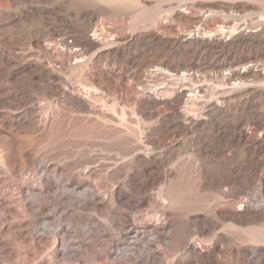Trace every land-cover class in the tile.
I'll use <instances>...</instances> for the list:
<instances>
[{
    "label": "rangeland",
    "instance_id": "obj_1",
    "mask_svg": "<svg viewBox=\"0 0 264 264\" xmlns=\"http://www.w3.org/2000/svg\"><path fill=\"white\" fill-rule=\"evenodd\" d=\"M234 4L258 7L243 32ZM260 19L264 0H0V264H182L192 243L220 264H264V221L217 212L264 202L258 181L221 196L218 169L243 162L222 145L230 110L189 106L234 91L224 69L264 50ZM249 84L264 103V79ZM182 108L196 123L184 127ZM161 212L162 235L129 239L126 222Z\"/></svg>",
    "mask_w": 264,
    "mask_h": 264
},
{
    "label": "bare ground",
    "instance_id": "obj_2",
    "mask_svg": "<svg viewBox=\"0 0 264 264\" xmlns=\"http://www.w3.org/2000/svg\"><path fill=\"white\" fill-rule=\"evenodd\" d=\"M56 1L62 2V0H56ZM227 10H226V12H228L227 14L231 16L234 20H236L235 26L233 25L234 27L232 29L233 30L239 29V32H243V30L247 28V22H246V17L248 14L247 11L248 12H251L253 10L258 11V7L256 5H251V4H247V5L234 4V5H229ZM259 22L260 24L263 23L264 19H260ZM231 34L232 31L226 32V35L230 36ZM219 35L220 37H215L216 38L215 41L220 47L225 48L227 46L228 41H226L225 39L223 40V38L221 37L222 36L221 33H219ZM190 38H194V37H190ZM179 40H182L184 42V41H193L194 39L189 40V36H187L184 39L179 38ZM242 42L245 43V41H240L239 43ZM83 43L84 45H87L88 48H93L98 45L94 39H89V38H84ZM226 65L227 67L225 69L222 66L224 71L225 70L227 71L225 75L224 74L223 76L221 75L223 79V83L233 85L235 88L234 91H232V93L230 94H224L222 90L221 92L219 91L218 95L220 93L221 98L217 100L218 101L217 103H189V106L192 110L206 108L207 113L215 112L222 114V113H226L227 110H230L231 118L228 125L229 132L228 134L226 133V135L224 136L223 138L224 143L222 145L229 147L232 144H236L239 148H241L243 162L238 163L236 161L235 163L233 162L232 164H229L225 167H220L218 169L215 175V179L217 181L218 186L222 188L224 187V189L221 191V196H225L227 194L234 192L233 185L235 184L238 185L239 189L242 191L241 193L243 194V196H248L249 190H252L251 188L255 186V181L256 182L258 181L256 183V190H254V193L252 195H256L258 192H261V196L262 198H264V172L260 168L264 164V103L254 100L256 89L254 87H251V85L249 84V83L251 84L256 83L261 79H264V50L255 54L254 59L252 60H247L246 57L243 59L234 60L232 63ZM169 71L170 70L162 66L151 69L152 73L159 75L170 73ZM170 75L172 74L170 73ZM183 87H180L179 89L177 90L175 89L174 91H172L174 95L173 100H179L180 98L183 97L185 93L184 92L185 88ZM202 89H204L203 84H196V86H194L191 90L192 91L197 90V92L199 93ZM204 91L205 90H203V92ZM262 93L264 94V90ZM160 98L154 96L153 99L154 104H158L159 102H161ZM168 104L173 105L176 103H168ZM187 107H188V103H187ZM182 110H174L173 115L175 117L182 118V120L186 123L184 124V127L187 126V124L196 123L197 119L195 118L192 112H190L189 110H185V111ZM247 110L249 111L250 114L248 119L247 117L244 116V114H247ZM258 133H261L262 137H259ZM247 151H250L251 154L257 156L256 158H254L250 166H247ZM227 158L230 159L231 157L228 156ZM112 197L113 200L118 199L119 195L113 194ZM260 201L263 200L260 199ZM246 202L247 201H244L242 199L239 203L236 204L232 203L225 207L218 208L217 212L218 214H220V216H222V218H229L231 220H240L243 216L247 217L248 215L249 218L251 219L264 221V202L262 203L260 202V204L249 203V202L246 203ZM237 204L242 205L243 208L241 209L237 208ZM205 223L207 225L212 224V222L210 221H206ZM169 226H170V222L167 219V213L161 212L158 214L156 213L153 216L151 215L146 218H143L137 223L126 222L124 229H125V233L129 235L130 237L129 239L135 241L145 238L146 234L162 235ZM215 251L216 248L212 249L210 252H207L206 254H202L201 251H198L196 249L195 243L188 244L184 256L185 258L181 259L180 261L182 262V264H189L191 260L195 259L196 261H202V263L208 261L211 263L220 264V260L218 256L215 255ZM154 252L152 253L153 257H155L156 255V253ZM244 254H245L244 251L240 252V255L243 256ZM242 262L244 264H247V260L245 261V258L242 260Z\"/></svg>",
    "mask_w": 264,
    "mask_h": 264
}]
</instances>
